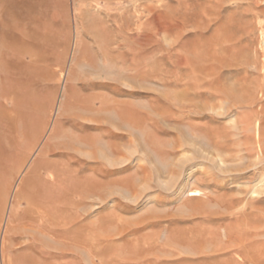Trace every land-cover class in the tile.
<instances>
[{
	"label": "rangeland",
	"instance_id": "rangeland-1",
	"mask_svg": "<svg viewBox=\"0 0 264 264\" xmlns=\"http://www.w3.org/2000/svg\"><path fill=\"white\" fill-rule=\"evenodd\" d=\"M263 90L264 0H0V264H264Z\"/></svg>",
	"mask_w": 264,
	"mask_h": 264
},
{
	"label": "bare ground",
	"instance_id": "bare-ground-1",
	"mask_svg": "<svg viewBox=\"0 0 264 264\" xmlns=\"http://www.w3.org/2000/svg\"><path fill=\"white\" fill-rule=\"evenodd\" d=\"M264 91V90H263ZM18 106V105H17ZM12 110V109H11ZM17 110V109H16ZM18 116V115H17ZM16 117V116H15ZM46 124H47V122H46ZM50 130V129H49ZM50 136V135H49ZM40 156V155H39ZM28 165V164H27ZM33 167V166H32ZM64 170H66V168H63ZM54 172V171H53ZM60 172V171H59ZM59 172H54L53 173V179L52 180H49V181H43V182H50V183H53L57 178H58V175H59ZM49 173V172H48ZM35 174V173H34ZM39 183V182H41L40 180H38L37 178H35V176H33V177H30V178H28V179H26V180H24V182L22 183V185L21 186H19L18 187V196H17V198H16V200H15V205H16V208L17 209H21V207L23 206L22 205V199H24V198H26V200H28V202H29V204H31L27 209H24V210H22L23 211V213H25V214H23V215H25V217L26 216H28V215H35V214H37V213H40V207H39V205H38V203L37 202H32L31 203V199L29 198V197H26L25 195H24V193H23V191L27 188V187H29V186H32V185H35L36 186V183ZM264 182V181H263ZM263 182H261V183H263ZM1 188V187H0ZM256 190V189H255ZM82 193V192H81ZM254 193H255V191H254ZM257 196V195H256ZM83 197V196H82ZM39 211V212H38ZM53 213V212H52ZM55 213V212H54ZM62 213H63V211H62ZM67 214H68V211L65 209L64 210V213H63V219L62 220H55L54 221V224H53V221H52V224L53 225H55V227L58 225H61V226H59V227H61V229H62V231H63V233H65V234H68V235H70L71 234V229L68 227L69 225H70V223H68L67 224V218H66V216H67ZM65 215V216H64ZM57 219H61V218H57ZM65 222L64 223V225H63V223L62 222ZM11 222V221H10ZM61 222V223H60ZM67 227V228H66ZM32 251H33V248H26V249H24V252H23V254L19 257L20 259L19 260H22V263L23 262H25V261H23L24 260V258L26 259L27 258V260L28 261H30L28 264H36L35 263V257H33L32 255H31V253H32ZM35 256V255H34ZM26 260V261H27ZM21 262V261H20ZM24 264V263H23Z\"/></svg>",
	"mask_w": 264,
	"mask_h": 264
},
{
	"label": "crops",
	"instance_id": "crops-1",
	"mask_svg": "<svg viewBox=\"0 0 264 264\" xmlns=\"http://www.w3.org/2000/svg\"><path fill=\"white\" fill-rule=\"evenodd\" d=\"M19 257H20V256H16V258H15V262H16V264H21V262H20V260H19Z\"/></svg>",
	"mask_w": 264,
	"mask_h": 264
}]
</instances>
